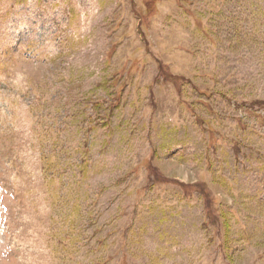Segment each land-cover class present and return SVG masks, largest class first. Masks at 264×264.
Segmentation results:
<instances>
[{"label":"rangeland","instance_id":"1","mask_svg":"<svg viewBox=\"0 0 264 264\" xmlns=\"http://www.w3.org/2000/svg\"><path fill=\"white\" fill-rule=\"evenodd\" d=\"M0 264H264V0H0Z\"/></svg>","mask_w":264,"mask_h":264}]
</instances>
